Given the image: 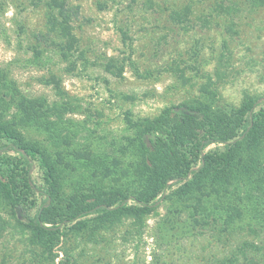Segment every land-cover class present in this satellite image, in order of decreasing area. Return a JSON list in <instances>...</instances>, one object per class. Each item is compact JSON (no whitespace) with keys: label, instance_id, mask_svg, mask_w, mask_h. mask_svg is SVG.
<instances>
[{"label":"rangeland","instance_id":"374dc122","mask_svg":"<svg viewBox=\"0 0 264 264\" xmlns=\"http://www.w3.org/2000/svg\"><path fill=\"white\" fill-rule=\"evenodd\" d=\"M47 1L0 0V71L26 96L69 108L55 129L54 137L67 142L60 149H90L108 161L121 159L132 135L127 115L154 119L168 107L201 98L204 86L228 108H240L248 97L264 99V4L251 10L232 0L238 12L228 16L207 13L220 0H67L78 11L77 54L87 60L69 73L57 51L60 39L47 29ZM189 7L190 23L172 20ZM203 10L202 19L211 15V22L203 23ZM36 34L49 35L54 45H39ZM109 58L124 66L121 77L105 70ZM52 75L62 80L64 97L42 81ZM24 133L28 141L54 150L49 133L34 128ZM35 178L42 182L41 170ZM98 184L118 189L123 182L110 177ZM182 208L162 200L142 226L128 217L103 230L97 243L72 237V253L79 264H217L239 254L244 243L264 244L259 225L231 234L199 230ZM2 213L10 228L0 239V264H44L29 236L16 232L17 218Z\"/></svg>","mask_w":264,"mask_h":264},{"label":"trees","instance_id":"16d2710c","mask_svg":"<svg viewBox=\"0 0 264 264\" xmlns=\"http://www.w3.org/2000/svg\"><path fill=\"white\" fill-rule=\"evenodd\" d=\"M233 1L220 0L207 13L238 12ZM237 3L253 10L264 0ZM45 6L48 32L60 39L58 54L66 71L74 73L80 60L87 63L83 53L77 54L78 11L67 0H48ZM190 9L172 20L190 23ZM201 14L203 23L211 22V15L203 20L206 13ZM35 38L39 45L53 44L49 35ZM105 70L121 77L124 66L109 58ZM42 81L59 96L66 95L58 76ZM68 111L45 98L26 96L0 71V239L10 228L4 211L17 218L16 232L29 236L44 264H79L70 247L72 237L97 243L103 230L128 217L142 226L144 217L166 199L182 206L199 230L231 234L251 225L264 228L263 98L248 97L240 108H228L204 86L201 98L168 107L154 119L127 115L132 135L126 137L121 159L110 161L90 149H60L67 142L54 137L55 129ZM33 128L50 134L54 150L26 139L24 131ZM211 146L219 149L209 151ZM38 169L42 182L35 178ZM110 177L123 185L105 189L98 184ZM216 263L264 264V244L244 243L239 254Z\"/></svg>","mask_w":264,"mask_h":264}]
</instances>
